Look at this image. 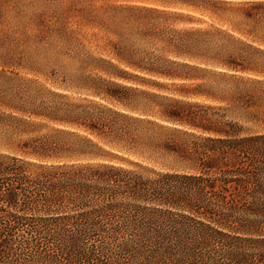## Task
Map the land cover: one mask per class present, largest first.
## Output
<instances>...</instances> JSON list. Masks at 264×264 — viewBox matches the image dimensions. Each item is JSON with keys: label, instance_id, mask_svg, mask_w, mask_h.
Here are the masks:
<instances>
[{"label": "trees", "instance_id": "1", "mask_svg": "<svg viewBox=\"0 0 264 264\" xmlns=\"http://www.w3.org/2000/svg\"><path fill=\"white\" fill-rule=\"evenodd\" d=\"M161 1L232 12L242 38L178 27L187 16L165 5L55 11L48 37L72 34L70 16L115 35L97 67L121 107L34 110L45 123L4 103L0 149L16 154L0 151V264H264V80L251 77H264V0ZM242 79L263 93L238 116L256 130L224 113L242 110Z\"/></svg>", "mask_w": 264, "mask_h": 264}, {"label": "rangeland", "instance_id": "2", "mask_svg": "<svg viewBox=\"0 0 264 264\" xmlns=\"http://www.w3.org/2000/svg\"><path fill=\"white\" fill-rule=\"evenodd\" d=\"M192 1L197 2L190 0ZM220 1L236 5L245 0ZM69 4H72L73 8L90 4V7L98 11L106 7L107 12L112 13H116L119 5L125 4L159 7L165 5L168 9L178 10L187 16L178 27L218 28L242 38V22L234 13L213 11L210 7L166 5L161 0H0V111L10 112L4 103L11 102L27 110L26 113H17L18 116L33 122L49 123L48 119L38 117L32 112L44 110L46 106L66 108L73 104H98L113 109L121 107L106 96V93L114 92L112 82L116 79L97 67V59H110L107 43L116 38L106 25H100L98 19H95L84 21L83 25L79 26L76 23L77 18L70 16L66 27L74 31L72 34L68 33L60 39L44 34L46 27L56 21L55 11L59 14L60 10ZM107 17H104L106 23L110 22ZM243 75L248 77V74ZM251 77L252 80H264V77L253 74ZM214 86L229 88L228 84L223 83ZM147 89L157 91L153 88ZM262 94L260 86L242 79V110L232 108L223 111L227 114L226 118L239 120L245 128L258 129L253 123L238 119V116L241 112L243 114L259 110L262 103L252 106L247 105L245 101L247 96L260 97ZM198 100L231 107L226 102L205 97ZM0 151L16 154L11 150ZM126 157L135 161L141 160L136 155Z\"/></svg>", "mask_w": 264, "mask_h": 264}]
</instances>
